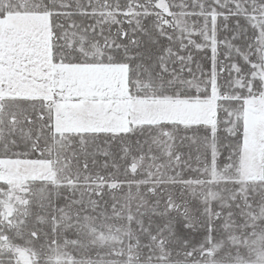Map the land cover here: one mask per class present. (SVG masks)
Returning a JSON list of instances; mask_svg holds the SVG:
<instances>
[{"label":"snow or ice","instance_id":"1","mask_svg":"<svg viewBox=\"0 0 264 264\" xmlns=\"http://www.w3.org/2000/svg\"><path fill=\"white\" fill-rule=\"evenodd\" d=\"M0 264H264V0H0Z\"/></svg>","mask_w":264,"mask_h":264}]
</instances>
